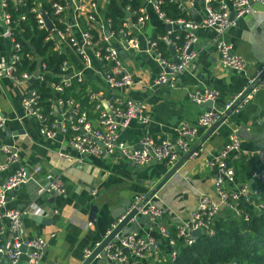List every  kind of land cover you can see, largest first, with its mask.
Listing matches in <instances>:
<instances>
[{
    "label": "built area",
    "instance_id": "obj_1",
    "mask_svg": "<svg viewBox=\"0 0 264 264\" xmlns=\"http://www.w3.org/2000/svg\"><path fill=\"white\" fill-rule=\"evenodd\" d=\"M29 8L39 29L46 30L45 41H51L52 48L62 56L59 73L54 77L57 83L44 79L47 74L45 64L30 52L22 53L21 41L14 35L13 19L7 10H16V6L23 4L22 0H0V37L9 43V54L6 59L0 58V80L8 79L12 83L22 86L23 92L19 98V105L26 118L38 124L39 134L46 139H54L57 130L65 133L68 124L72 134L66 138V146L71 153H61L65 160L80 161L81 158L93 157L99 160L114 158L121 160L133 168L146 167L153 163L172 165L181 155L188 153V141L197 135L200 128L208 129L219 121L229 111L235 114L243 108L251 96L259 91L264 92V69L257 70L245 81V86L232 94L221 107L216 108L218 97L216 90L209 87H196L188 94L191 103L201 105L210 102L209 110L201 112L195 121L179 122L175 127L174 138H161L148 133L142 134L137 145L128 147L123 144L120 133L131 121L147 124L149 117L141 113L140 102L128 96L118 94L119 90L131 86H140L147 90L156 87L175 86L177 76L187 70L196 58L198 29L212 33V47L217 53L218 62L223 68L234 72H243L244 60L231 52V47L223 39L224 32L230 28L241 16L255 12L253 5L262 4L264 0H167L175 4L185 16L189 11L196 10L198 19L187 17L170 18L160 9L161 0H137L139 7L135 10L126 6L123 11L129 12L135 29H140L148 21L147 8L154 16L169 29L156 33L144 41L143 53L159 66V72L147 83L135 78L122 63L113 42L123 48L138 49L139 42L129 36L126 23L117 32L109 29V20L105 19L107 30L103 29L97 0H47L49 9H42L41 0H32ZM198 4V8L195 7ZM143 4L145 6H143ZM104 12V11H103ZM232 12V19L229 13ZM44 17L49 22L46 26ZM23 19V16H20ZM19 31V30H18ZM91 31H95V37ZM174 31H183V40L177 45V35ZM30 47L28 40H23ZM162 45L168 52L164 55ZM68 52H72L78 60V68H73L69 62ZM96 61L103 80L109 89L105 94L86 88L88 100L94 102L92 119L84 111L78 112V105L71 97H57L51 102L52 111L44 112L40 104V96L30 87L37 80L50 87L52 91L61 93L64 87L71 84L72 79L82 86L86 84L83 71L93 68ZM25 60L31 65V70H19L18 65ZM7 119L0 111V129L4 128ZM226 117L220 122H225ZM233 133L229 141L206 162L207 168L213 173L212 192L215 198L199 194L194 209L188 214V219L173 225V235L169 229L159 223L163 209L149 203V197L135 195L125 213L111 224L107 233L132 208L137 214L145 215L150 222H154L155 235L139 233H116L97 253L94 258L101 257L114 264H159L172 261L175 258L174 236L182 240V244L190 245L197 237L192 236L193 230H200L201 235L213 234V223L218 216L229 215L232 218L247 219L248 214L243 208L252 213L261 210L264 205L255 203L251 196L253 182L264 184V145L255 147L253 151L241 147L242 139ZM263 146V148H262ZM196 150L189 158L196 156ZM246 156L254 159L255 168L248 178L241 182L234 181L233 168L228 165V159ZM0 264H39L45 248L44 240L39 236L24 237L22 218L36 209L30 204L25 208L7 206L8 192L23 184L32 182L35 196L40 197L53 192V196L63 194V182L51 172H42L35 164L29 169L17 164V154L14 148L0 143ZM143 204L140 205V203ZM140 205V206H138ZM41 215L46 216L43 208ZM51 212V211H50ZM52 212H54L52 210ZM39 215V214H38ZM106 233V234H107ZM200 236V235H199ZM99 244L96 242L91 249L83 250V260ZM24 248V250H23Z\"/></svg>",
    "mask_w": 264,
    "mask_h": 264
},
{
    "label": "crops",
    "instance_id": "obj_2",
    "mask_svg": "<svg viewBox=\"0 0 264 264\" xmlns=\"http://www.w3.org/2000/svg\"><path fill=\"white\" fill-rule=\"evenodd\" d=\"M107 1L97 0L104 30H107L103 12ZM253 8L255 12L241 16L223 34L224 41L230 45L233 53L244 60L243 72L223 68L212 47V33L198 29L196 58L187 70L177 76L173 88L166 86L147 90L137 85L118 91L122 96L138 100L141 113L149 117L147 124L131 121L121 131L120 138L124 145L136 146L144 133L174 138V129L179 122L191 123L205 110L204 106L189 101L190 91L196 87L216 90L218 97L215 107L219 108L232 94L245 86L249 76L264 69V2L254 4ZM146 9L148 21L138 30L135 29L129 12L128 17H123L122 23H126L129 36L139 42L138 49H126L118 42H113L125 68L143 83H147L160 69L149 55L143 53L144 41L153 32L156 34L165 31L166 26L147 6ZM189 13L192 15L191 19H198L196 10ZM146 28L149 29L148 32L145 31ZM8 54L9 43L0 37V58L6 59ZM68 58L73 68L80 67L72 52H68ZM83 77L87 88L95 87L96 91L103 94L109 91L94 59L93 68L83 71ZM22 92L21 85L8 79L0 80V111L8 118L6 126L0 129V143L14 148L17 164L29 169L37 164L42 172H51L63 182L65 191L60 195L55 194L53 201L48 203L46 200L50 196L46 194L36 197V186L29 182L8 194L7 206L21 209L30 204H34V207L36 205L32 213L23 216L22 222L25 238L37 235L45 242L39 264H81L83 250L91 249L96 242L102 240L111 224L128 209L133 197L149 195L150 190L174 163H153L133 168L121 160L109 157L104 160L93 157L81 158L80 161L65 160L59 156L61 153L73 154L66 146L65 133L57 130L55 138L51 140L42 137L38 132L37 122L26 118L20 108L19 98ZM242 126L251 136H264V92L254 93L241 110L230 114L201 144L199 141L207 129L200 128L197 135L188 141L189 149L195 146L196 156L182 161L149 199L150 204L163 209L159 223L170 228L185 222L194 209L199 194L215 198L212 192L213 173L207 168L206 162ZM263 140H242L240 144L242 148L253 151L255 147L264 145ZM2 177L0 175V179ZM91 206L95 208L94 223L88 219ZM41 208L48 215H41ZM38 214L50 222H36ZM132 232L151 236L155 235L156 228L147 216L137 214L122 227L119 234ZM89 264L114 263L98 257L93 258Z\"/></svg>",
    "mask_w": 264,
    "mask_h": 264
},
{
    "label": "trees",
    "instance_id": "obj_3",
    "mask_svg": "<svg viewBox=\"0 0 264 264\" xmlns=\"http://www.w3.org/2000/svg\"><path fill=\"white\" fill-rule=\"evenodd\" d=\"M23 4L16 6V10L10 8V2L7 10L13 19L14 35L18 41H21L22 53L30 52L35 54L40 61L46 66L47 74L44 79L48 82L57 83L55 74L59 73V65L62 56L52 48L51 41H45V29H39L35 23L32 12L29 8L32 6V0H22ZM41 8L49 9L47 0H41ZM128 6L135 10L139 7L137 0H108L104 7V18L109 20V25L114 32L122 28L123 9ZM198 8V4L195 3ZM160 9L170 18L187 17L176 8L175 4L169 3L167 0H161ZM23 16V19L20 18ZM19 30V31H18ZM95 37V31H91ZM183 31H174L171 36L177 35L176 43L180 45L183 40ZM155 33L153 32V36ZM23 40H28L30 47H27ZM164 55L168 54L167 50L160 45ZM18 65V71L25 69L31 70L32 67L25 60ZM40 96V104L44 112L52 111L51 102L57 97H71L78 105V112L84 111L88 118L92 119V108L94 102L88 100L87 84L79 86L73 79L70 86L64 87L61 93L54 92L43 82L35 80L30 84ZM90 90L96 91L95 87L90 86ZM69 125H65V137L68 138L72 134ZM263 148V146H262ZM264 153V150H263ZM228 165L233 168L234 181L241 183L245 181L252 170L255 168L254 159L246 156H239L234 159H228ZM253 194L251 199L255 203L264 205V184L253 182L251 184ZM248 214L247 219L232 218L227 214L218 216L213 223L212 235H200L190 245L182 244L180 238L174 236L175 258L172 261L159 264H228L235 262L236 264H264V207L256 213H252L249 209L243 208ZM171 235L174 230L169 229Z\"/></svg>",
    "mask_w": 264,
    "mask_h": 264
},
{
    "label": "water",
    "instance_id": "obj_4",
    "mask_svg": "<svg viewBox=\"0 0 264 264\" xmlns=\"http://www.w3.org/2000/svg\"><path fill=\"white\" fill-rule=\"evenodd\" d=\"M124 15L126 17L129 16V13L126 12V11H123ZM229 19L231 20L232 19V12L229 13ZM44 20H45V24L47 27H49V22L48 20L44 17ZM165 29H169V26H165ZM231 52H233L231 50ZM264 73V72H263ZM29 83H32V79L29 80ZM202 106L205 107V110L208 111L209 110V106L211 105L210 102H205L203 104H201ZM229 116V111H227L224 116L217 122H215L214 124H212L208 129H207V132L206 134H204L202 136V138L200 139L199 141V144H201L204 139L207 137L208 134H210L216 127H218L220 125V122L226 117ZM236 135L242 139V140H260V139H264V136L262 135H259V136H251L249 135L247 132H245V128L244 126L240 127V129L237 131ZM264 141V140H263ZM262 141V142H263ZM195 150V146L193 148H191L188 153H186L182 158H180L179 160H177L170 168L169 170H167V172L163 175V177L161 178V180L154 186V188H152L150 190V193H149V197L151 195H153L154 191L156 189H158L161 184H163L167 179L168 177L174 173V171L179 167V165L182 163V161H184L185 159L189 158V155L191 152H193ZM16 188H14L15 190ZM11 193L8 192V194ZM49 198L46 200L48 203H51L53 201V192L50 191L49 192ZM144 201L141 204H143ZM138 205V206H140ZM137 210L136 208H132L131 210H129L125 216L115 225V227H113L103 238L102 240L99 241V244L90 252V254L81 262V264H89L91 262V260L97 255L98 252H100V250L103 248V246L116 234V233H119L122 229V227L127 223L129 222L130 220H132L136 215H137ZM88 219L94 223V219H95V208L93 206L89 207V214H88ZM35 221L38 222V223H41V224H48L50 222V220L48 219H43L41 216H36L35 218ZM192 236L194 237H197L199 235H201V232L200 230L196 229V230H193L191 232ZM24 250V248H23ZM228 264H236L235 262H230Z\"/></svg>",
    "mask_w": 264,
    "mask_h": 264
},
{
    "label": "rangeland",
    "instance_id": "obj_5",
    "mask_svg": "<svg viewBox=\"0 0 264 264\" xmlns=\"http://www.w3.org/2000/svg\"><path fill=\"white\" fill-rule=\"evenodd\" d=\"M148 30H149L148 28L145 29V31H147V32H148Z\"/></svg>",
    "mask_w": 264,
    "mask_h": 264
}]
</instances>
